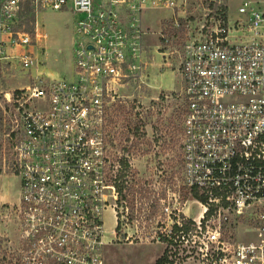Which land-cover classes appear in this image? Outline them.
Returning <instances> with one entry per match:
<instances>
[{
	"label": "built area",
	"instance_id": "built-area-1",
	"mask_svg": "<svg viewBox=\"0 0 264 264\" xmlns=\"http://www.w3.org/2000/svg\"><path fill=\"white\" fill-rule=\"evenodd\" d=\"M30 1L36 16L70 6L82 18L72 77L37 73L6 97L19 116L12 155L21 189L0 216L17 222L19 264H106L108 211L115 237L162 248L155 264H264V0L245 1L234 22L221 10L188 21L192 0ZM25 2L0 0V62L12 58L37 71L38 43L47 37L37 19L33 36L18 29ZM150 10L171 11L174 28L188 32L177 62L182 180L192 205L187 211L181 192L166 188L157 227L152 217L141 234H130L119 186L121 174L134 185V157L115 147L109 111L121 86L145 83L147 38L155 32L142 18ZM151 191L142 190L145 198Z\"/></svg>",
	"mask_w": 264,
	"mask_h": 264
},
{
	"label": "rangeland",
	"instance_id": "rangeland-1",
	"mask_svg": "<svg viewBox=\"0 0 264 264\" xmlns=\"http://www.w3.org/2000/svg\"><path fill=\"white\" fill-rule=\"evenodd\" d=\"M249 0H192L187 8L188 21L202 22L208 15L226 13L231 22L242 18L239 14L240 6ZM25 7V6H24ZM24 7L22 15H24ZM65 11L41 10L37 13L36 21L38 31L46 35V40L38 43V57L42 65L35 69L25 70L16 59L10 58L9 64H0V194L9 196L12 205L20 196L21 179L11 171L13 160L12 152L15 145L18 113L14 103L4 97L5 92L13 96L18 88L31 85L32 76L37 73L45 75L48 79L70 78L74 73V41L75 23L82 18L68 7ZM21 15V16H22ZM171 11L150 10L143 15L145 27L155 32L149 36L150 45L146 54L149 63L145 71L144 84H130L120 87L123 96L116 99L110 106L109 123L113 132L115 147L123 151L127 132L125 126H140V139H134L132 147L134 168L131 183L137 194L125 212L126 221L130 226L129 233L141 234L145 220L153 217L152 229L161 219L159 204L153 216L149 217L148 197L154 202L163 197V191L169 188L171 193L180 191L183 204H187V211L191 204V197L183 187V150L182 133L184 117L183 80L178 70L177 57L182 51V45L187 39L188 32L185 26L177 30L171 20ZM28 20V19H27ZM182 21V20H181ZM184 22V21H183ZM195 24L192 22V26ZM35 25L33 21L20 22L18 29L33 36ZM169 40L165 44L160 32ZM163 46L157 48L158 44ZM45 48V51L42 49ZM43 52L40 53V52ZM163 52L166 55H163ZM14 55L15 52L9 51ZM171 53V54H170ZM1 63V62H0ZM9 98V97H8ZM131 141V140H130ZM132 146V142L130 143ZM138 145V147H137ZM150 185L152 193L148 192L145 198V187ZM135 205V207H134ZM154 205V203H153ZM155 210V211H154ZM2 212V211H1ZM4 212V211H3ZM149 224V223H148ZM106 226L108 241L105 248L106 264H155L162 248L145 242H127L123 237H115L112 230L116 224L112 213H106ZM248 226H246L247 228ZM150 230V227L148 228ZM144 233V232H142ZM18 225L15 219H3L0 216V264H19L18 253ZM16 238V239H15Z\"/></svg>",
	"mask_w": 264,
	"mask_h": 264
},
{
	"label": "trees",
	"instance_id": "trees-1",
	"mask_svg": "<svg viewBox=\"0 0 264 264\" xmlns=\"http://www.w3.org/2000/svg\"><path fill=\"white\" fill-rule=\"evenodd\" d=\"M24 15L20 16V22H24L26 23V21L28 23H30L31 21H33V25H34V22H35V19H36V12H35V9L34 7L32 6V3L30 0H26L25 4H24ZM28 19V20H27ZM0 123H2V120H0ZM125 130L127 132V138L125 139V144L123 145L124 146V149H123V152L124 153H132V147L135 146L133 140L136 138V139H140L141 135H140V126H135V125H130L127 124L125 126ZM131 140V141H130ZM132 142V146L130 145V143ZM138 147V145H137ZM139 148V147H138ZM13 157V160L11 162V166H9L11 168V171L14 172V174L18 175V169L15 168V158L14 156L12 155ZM122 165L123 166H126L127 165V162L126 161H123L122 160ZM1 174V173H0ZM121 179H122V184L119 186L120 188V192L121 194L123 193L124 190H126V194H122V198L125 199L129 204L132 203V201H135V199L137 198V194L141 195V191L138 192L137 190L134 189V185H132L131 187L130 186H125L124 184V174H121ZM164 195V194H163ZM157 205H158V202L157 200L154 202V206L153 208L156 210L157 208ZM154 210V211H155Z\"/></svg>",
	"mask_w": 264,
	"mask_h": 264
},
{
	"label": "crops",
	"instance_id": "crops-1",
	"mask_svg": "<svg viewBox=\"0 0 264 264\" xmlns=\"http://www.w3.org/2000/svg\"><path fill=\"white\" fill-rule=\"evenodd\" d=\"M157 48H161V42H160V45L156 44L155 45ZM150 48V47H149ZM3 63H7L9 64V62H5V61H1L0 64H3ZM18 89H22L21 87H19ZM11 94L10 92H5L4 93V97H7V95ZM3 175H0V179ZM20 191V190H19ZM18 203V198L17 200L15 201ZM14 202H11L10 199H9V196L5 195V194H0V211H4V206L8 205V204H13ZM19 234V233H18ZM16 239V238H15ZM18 240H19V237H18ZM17 240V242H18Z\"/></svg>",
	"mask_w": 264,
	"mask_h": 264
}]
</instances>
